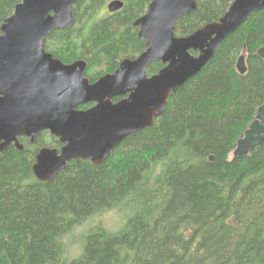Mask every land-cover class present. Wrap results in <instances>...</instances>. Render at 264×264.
I'll list each match as a JSON object with an SVG mask.
<instances>
[{
	"label": "trees",
	"instance_id": "obj_1",
	"mask_svg": "<svg viewBox=\"0 0 264 264\" xmlns=\"http://www.w3.org/2000/svg\"><path fill=\"white\" fill-rule=\"evenodd\" d=\"M110 1H78L72 26L44 40L62 63L85 61L92 83L146 49L133 23L152 0H120L121 10L101 14ZM232 2L196 0L174 36L218 21ZM16 3L0 0V28ZM262 47L264 8L168 99L151 127L129 136L99 165L73 160L39 182L32 173L39 149L60 148L45 131L34 145L25 140L22 151H1L0 264H264V146L232 157L264 104V63L256 55ZM243 52L247 71L240 75ZM162 67L150 64L147 76ZM113 209L128 212L124 226L116 233L90 230L81 255L64 260L61 239Z\"/></svg>",
	"mask_w": 264,
	"mask_h": 264
},
{
	"label": "water",
	"instance_id": "obj_2",
	"mask_svg": "<svg viewBox=\"0 0 264 264\" xmlns=\"http://www.w3.org/2000/svg\"><path fill=\"white\" fill-rule=\"evenodd\" d=\"M12 1H17L13 13L0 28V152L12 147L22 151L19 138L34 144L38 134L47 131L63 146L59 151L39 149L32 166L39 182L54 179L73 160L99 165L129 136L151 127L168 99L264 8V0H233L218 21L187 37H176V22L195 11L196 0H152L133 23L146 49L90 83L84 76L85 61L64 64L44 46L51 32L72 26V7L80 0ZM122 7L120 0L106 4L109 14ZM256 55L264 63V47ZM155 62L163 67L148 77L147 67ZM236 70L240 75L247 71L244 52ZM88 104L93 105L79 109ZM262 146L264 104L236 142L232 157L247 156Z\"/></svg>",
	"mask_w": 264,
	"mask_h": 264
},
{
	"label": "rangeland",
	"instance_id": "obj_3",
	"mask_svg": "<svg viewBox=\"0 0 264 264\" xmlns=\"http://www.w3.org/2000/svg\"><path fill=\"white\" fill-rule=\"evenodd\" d=\"M101 14L107 15L106 7L102 8ZM46 133V138L49 140L51 136L48 132ZM127 215L128 212L126 211L113 209L93 216L84 224L75 227L61 239L62 258L69 261L79 257L83 249V238L90 230L100 226L110 233L118 232L124 226Z\"/></svg>",
	"mask_w": 264,
	"mask_h": 264
},
{
	"label": "flooded vegetation",
	"instance_id": "obj_4",
	"mask_svg": "<svg viewBox=\"0 0 264 264\" xmlns=\"http://www.w3.org/2000/svg\"><path fill=\"white\" fill-rule=\"evenodd\" d=\"M105 7H106V5H105ZM106 12H107V10H106ZM107 14H109L108 12H107ZM86 69H87V67H86ZM86 71V70H85ZM90 83H92V82H90ZM114 102H116V101H114ZM89 105V106H88ZM88 105H85V106H88L87 108H85V109H88V108H90L93 104H88ZM82 107H84V106H82ZM82 107H80L79 109H82ZM82 110H84V109H82ZM45 132H47V131H45ZM51 136V135H50ZM52 137V136H51ZM54 138V137H53ZM55 139V138H54ZM25 140H27L28 142H29V140L27 139V138H25V137H21V138H19L18 139V141L22 144ZM55 140H57V139H55ZM58 141V140H57ZM36 142V141H35ZM59 142V141H58ZM30 143V142H29ZM31 144V143H30ZM35 144V143H34ZM34 144H31V145H34ZM59 144H60V148L63 146V144L62 143H60L59 142ZM60 148L57 150V151H59L60 150Z\"/></svg>",
	"mask_w": 264,
	"mask_h": 264
}]
</instances>
